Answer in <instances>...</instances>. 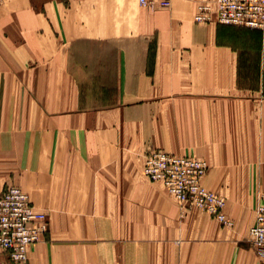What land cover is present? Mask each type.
Listing matches in <instances>:
<instances>
[{
    "label": "crops",
    "instance_id": "crops-1",
    "mask_svg": "<svg viewBox=\"0 0 264 264\" xmlns=\"http://www.w3.org/2000/svg\"><path fill=\"white\" fill-rule=\"evenodd\" d=\"M202 1L0 3V191L48 218L29 264H261L252 197L227 227L140 174L161 149L208 160V188L259 189L264 33L195 22Z\"/></svg>",
    "mask_w": 264,
    "mask_h": 264
},
{
    "label": "built area",
    "instance_id": "built-area-1",
    "mask_svg": "<svg viewBox=\"0 0 264 264\" xmlns=\"http://www.w3.org/2000/svg\"><path fill=\"white\" fill-rule=\"evenodd\" d=\"M153 1L164 7L170 3L169 0H139V4ZM194 20L246 26L264 33V0L203 2L197 6ZM207 169L203 159L161 149L148 152L142 166L143 174L151 181L161 182L181 205L204 210L223 225L230 226L232 221L224 212V197L202 184ZM262 199L263 202L256 205L249 236L264 263V195ZM47 229L46 213L33 207L25 191L13 184L0 191V250L6 253V260H0V264H29V245L38 242Z\"/></svg>",
    "mask_w": 264,
    "mask_h": 264
},
{
    "label": "rangeland",
    "instance_id": "rangeland-1",
    "mask_svg": "<svg viewBox=\"0 0 264 264\" xmlns=\"http://www.w3.org/2000/svg\"><path fill=\"white\" fill-rule=\"evenodd\" d=\"M6 1V0H5ZM210 1H213V0H203L201 3L203 2H210ZM4 2V1H3ZM1 3V2H0ZM196 10H197V7H196ZM195 10V12H196ZM195 14V13H194ZM141 114V118H145L146 116V111H143L141 110L139 112ZM157 113V112H156ZM126 114V113H125ZM127 115V114H126ZM128 117H131V113H128ZM140 129H141V126H140ZM151 151V150H150ZM149 151V152H150ZM148 153V152H147ZM146 153V154H147ZM145 154V156H146ZM178 155H184V154H178ZM186 156H189V155H186ZM190 157H196V156H190ZM196 158H200V157H196ZM145 159V157H144ZM200 159H203L206 161L207 165H208V169L210 167V163L208 160L204 159V158H200ZM144 162V161H143ZM256 166L254 167L256 171H258L259 173L257 174H253L252 175H249L248 178L250 180H252V182L256 183V185L258 186L259 189H255V190H242V191H229L227 189H224L222 186L220 187H217L216 189H211V188H208L209 190H212L214 192H217L218 194H220L221 196L224 197L225 199V205L227 203V201L229 200V198H233L234 200H236L239 204H243V206H246L248 203H249V199L252 197L253 198V202H254V205H253V212H254V217H255V208H256V204H257V198L261 195V198L263 197L264 195V159H257V160H254ZM247 165V162L245 163ZM142 166L143 164L141 163V165L139 166V169H140V174L147 180H149L144 174H143V171H142ZM207 169V171H208ZM246 169V168H245ZM206 171V173H207ZM263 173V174H260V173ZM205 173V174H206ZM205 176V175H204ZM227 175H224V180H227ZM243 178L240 180V176L238 177V180L243 182ZM246 179V178H244ZM149 182H158V181H151L149 180ZM159 183V182H158ZM161 183V182H160ZM162 184V183H161ZM203 184V183H202ZM163 185V184H162ZM17 186V185H16ZM19 187V186H18ZM163 190L164 192H166L171 198H173L178 204H180L175 198L173 195H171L167 189L165 188V186L163 185ZM24 191V190H23ZM29 197V196H28ZM181 205V204H180ZM182 206V205H181ZM225 207V206H224ZM196 208V207H194ZM199 209V208H197ZM201 210V209H200ZM204 211V210H203ZM206 212V211H205ZM211 215V214H210ZM231 221H232V225L230 226H227V227H232L234 225V220L233 218H231L230 216L226 215ZM221 225H223L222 223H220ZM223 226H226V225H223ZM244 245H250L252 246L251 244V241H250V236H249V230L246 234V237L244 239V242H243ZM253 248V247H252ZM254 249V248H253ZM255 251V250H254ZM256 253V252H255ZM257 256V254H256ZM257 258L259 259L260 263L261 264H264L262 262V260L257 256Z\"/></svg>",
    "mask_w": 264,
    "mask_h": 264
}]
</instances>
